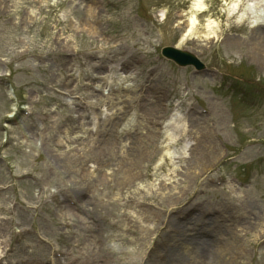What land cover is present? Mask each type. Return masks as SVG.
<instances>
[{
    "label": "rangeland",
    "instance_id": "374dc122",
    "mask_svg": "<svg viewBox=\"0 0 264 264\" xmlns=\"http://www.w3.org/2000/svg\"><path fill=\"white\" fill-rule=\"evenodd\" d=\"M204 2L189 31L188 0H0V256L10 264L192 260L202 229L214 240L202 264H264V35L250 38L264 32V4L228 14L230 0ZM165 45L207 70L177 66ZM123 61L130 68L96 65ZM169 118L181 138L160 129ZM190 206L200 218L171 212Z\"/></svg>",
    "mask_w": 264,
    "mask_h": 264
},
{
    "label": "bare ground",
    "instance_id": "6f19581e",
    "mask_svg": "<svg viewBox=\"0 0 264 264\" xmlns=\"http://www.w3.org/2000/svg\"><path fill=\"white\" fill-rule=\"evenodd\" d=\"M188 1L190 2V11H189L190 15L187 19L188 21L187 25L190 31L192 30V25L194 23L193 14L198 15L202 13L204 9L206 8V6L204 2L205 0H188ZM226 5H227L226 10L228 14H231L239 10L249 11V10L254 9L255 0H230V2L229 3L227 2ZM86 12L88 15H90V17H94L95 10L91 6L86 7ZM90 28L93 30L96 27L93 25H90ZM251 34L252 35L250 36V38L252 40L260 41V38L262 37V35H264V32H261L258 29H255L254 31H251ZM209 35H211V33ZM123 76H125V74H123ZM188 128L190 129V124H188ZM173 129H177V126L174 125ZM168 130L169 129H167L166 133L169 134ZM179 133H181L179 130L175 132V134L177 135L170 133L169 134L170 136L168 138H170V141L176 140L178 137L181 138V135L179 136ZM193 216H196V218H200V213H193L190 217L194 218ZM170 219H173V218L170 216ZM199 236L201 235L199 234ZM204 239L205 238L201 240V237H198L197 235L196 238L190 240L192 244L191 251L194 253L195 259L189 260V258L186 257L184 254L180 255V254H177L176 251H173L170 253V256L166 258V261H169L170 264H202L211 255L210 247H213V244H214L213 239H205V240Z\"/></svg>",
    "mask_w": 264,
    "mask_h": 264
},
{
    "label": "water",
    "instance_id": "95a60500",
    "mask_svg": "<svg viewBox=\"0 0 264 264\" xmlns=\"http://www.w3.org/2000/svg\"><path fill=\"white\" fill-rule=\"evenodd\" d=\"M163 51L165 52L168 51L169 56L173 57L179 63L186 64L192 62L195 63L196 65L199 64L197 58L191 52L180 50L171 46L165 47Z\"/></svg>",
    "mask_w": 264,
    "mask_h": 264
}]
</instances>
